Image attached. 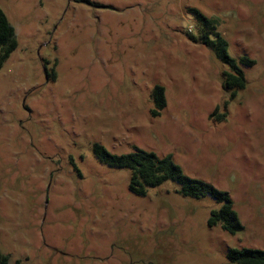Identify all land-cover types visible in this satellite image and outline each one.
<instances>
[{
	"label": "rangeland",
	"instance_id": "374dc122",
	"mask_svg": "<svg viewBox=\"0 0 264 264\" xmlns=\"http://www.w3.org/2000/svg\"><path fill=\"white\" fill-rule=\"evenodd\" d=\"M18 46L0 68V250L10 264H230L264 249V0H0ZM215 20L245 89L197 35ZM55 77V78H54ZM167 106L154 117L155 86ZM226 113L222 121L211 115ZM172 154L227 191L244 229L211 226L222 203L173 181L145 196L100 162Z\"/></svg>",
	"mask_w": 264,
	"mask_h": 264
},
{
	"label": "trees",
	"instance_id": "16d2710c",
	"mask_svg": "<svg viewBox=\"0 0 264 264\" xmlns=\"http://www.w3.org/2000/svg\"><path fill=\"white\" fill-rule=\"evenodd\" d=\"M191 12L196 18L197 35H190V38L211 49L215 56L227 66L228 69L223 72V87L225 90L235 89L236 91L232 94L234 97L237 90L245 89L247 85L243 67H252L256 61L248 56H243L239 60L233 58L229 53L227 39L217 31L215 20L206 17L196 9H191ZM17 46L15 27L0 8V68ZM152 97L155 103L152 115L158 117L167 106L165 88L155 86ZM211 117L215 121H222L226 118V113L218 115L214 113ZM94 153L104 164L131 171L129 189L133 194L145 196L150 188L157 187L166 181H173L181 186V193L185 196L200 198L210 195L222 203L219 209L212 211L209 220L211 226L221 224L222 228L230 234H236L244 229L230 194L205 180L185 174L172 154L159 156L154 151L139 148L126 154H113L101 144L94 146ZM227 257L230 264H264V249L233 248L228 251ZM0 264H10L9 257L1 250Z\"/></svg>",
	"mask_w": 264,
	"mask_h": 264
}]
</instances>
